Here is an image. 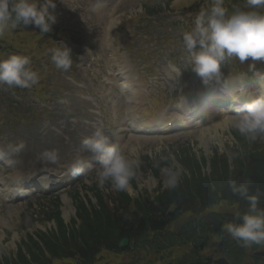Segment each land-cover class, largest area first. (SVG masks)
<instances>
[{
	"label": "clouds",
	"instance_id": "clouds-1",
	"mask_svg": "<svg viewBox=\"0 0 264 264\" xmlns=\"http://www.w3.org/2000/svg\"><path fill=\"white\" fill-rule=\"evenodd\" d=\"M223 5L224 0H214L211 9L200 12L194 20V27L182 35L184 50L190 57V68L205 86L224 79L222 66L227 61L235 59L240 64L250 61L249 71L255 70L256 61H264V12L256 10L264 8V0H247L251 10H236L231 14ZM55 8V0H0V34L20 25H32L41 33H49L57 23ZM72 54L66 45L57 47L51 50V61L56 68L68 71L72 66ZM30 63V57L21 54L0 59V85L21 89L36 85L39 75ZM245 79L246 73L233 77L237 84H242ZM231 116L232 126L246 139L254 141L259 135H264V94L244 98ZM80 148L91 153L97 161L95 174L99 187L110 183L115 191H131L130 180L135 176L139 160L129 159L122 147L112 142L102 128L83 137ZM24 149L23 142L8 144L0 148V158H5L12 165L16 163L12 157L19 156ZM41 159L57 164L59 152L45 150ZM88 167L89 161L78 154L66 174L80 176ZM161 172L166 177L165 187L174 189L178 186L179 165L162 168ZM250 184V180L239 184L229 181L232 193L245 199L249 207L243 214L237 213L234 221L222 226L223 231L238 243L242 242L244 247L264 244V209L258 207L260 194L250 192Z\"/></svg>",
	"mask_w": 264,
	"mask_h": 264
},
{
	"label": "trees",
	"instance_id": "trees-1",
	"mask_svg": "<svg viewBox=\"0 0 264 264\" xmlns=\"http://www.w3.org/2000/svg\"><path fill=\"white\" fill-rule=\"evenodd\" d=\"M232 135L237 143V150L229 154L232 157L234 170L232 172L229 170L227 155L213 154L210 158V173H202L200 168L201 165L204 164V159L201 158L199 160L188 150L183 151L178 155V160L183 168L179 184L174 189L169 188L167 190H161V194L158 197L159 205L157 206L159 210L163 211L166 207L168 208L169 205L173 204L177 208L175 214H171L170 216H176L179 210L182 211L195 205L207 206L219 199H224L229 204L234 202L238 203L237 211L241 209L242 212H245L249 207L248 202L232 193L229 186L230 180H234L238 184L250 180L251 184L249 185V190L250 192L260 194L258 207L264 209V145H257L253 140L246 139L241 136L236 129L232 131ZM117 194L118 198H121L120 203H125L124 207L126 209L131 201L130 197L124 191H119ZM91 209L92 212L88 213L86 210L83 214L79 215V218L84 224L89 221L91 222L92 219H97L99 215L106 212L104 207H101L99 210L94 207ZM153 213V215L156 214L155 212ZM217 215L219 224L231 217L228 214ZM147 219V222L151 220V222L154 223L156 221L153 220L157 218L151 214ZM103 220L102 222H100L101 220L99 221V225L108 224V221H105V219ZM56 221L58 224L57 228L59 227L56 233L54 230H49L41 234L29 236L28 241L22 244L23 249H18L16 251L13 259L14 262L19 261L26 264L29 260H33L41 264L46 259V254H56L63 246V244H58V242L65 241L64 233H66L58 217H56ZM156 225H159V221L156 222ZM137 227L138 226L135 228ZM92 234L98 235L97 232L94 231V228H87L82 234L85 242L84 244L76 241H73L71 244H65V249L69 246H73L76 248L77 252L81 253V264H86L92 259L100 245L98 241H102L100 239L101 237L98 236L88 241V238H90ZM184 260H186V258H183L182 261ZM7 262V258L0 259V264H5ZM181 264H185V262Z\"/></svg>",
	"mask_w": 264,
	"mask_h": 264
},
{
	"label": "rangeland",
	"instance_id": "rangeland-1",
	"mask_svg": "<svg viewBox=\"0 0 264 264\" xmlns=\"http://www.w3.org/2000/svg\"><path fill=\"white\" fill-rule=\"evenodd\" d=\"M159 1L160 0H123L122 3H124V6L119 7L121 8L120 9L121 11L116 14L114 19L119 20L121 18H126L127 15L140 12L141 7L143 6L142 4L157 5ZM166 1L167 0H164L163 2L165 3ZM194 2L196 1L195 0H171L169 7H171L172 9H176V8L180 9V7L188 6L189 4H193ZM151 22L155 24L156 31H158L156 32L155 36L160 39H161L162 31H164L166 35H170V36L172 35L176 36V35L183 34L182 29L180 27L176 29L171 27L172 31H169L168 20L159 19L158 23L160 26L157 24L155 19H152ZM147 28L153 31V29H150L149 27ZM145 29H141L138 37L134 39V42H136V44L148 38V37H144L143 35V31ZM35 54L41 60L44 58L43 56H41V54H37V52ZM48 62L49 61L47 60H43L39 62V67L41 68V72H40L41 82H45V80L49 76L50 71L47 72V76L45 75V71L49 70ZM78 83H81V85H85L89 87L90 90L96 95L97 100L99 102L104 103V105L106 103L107 94H109L108 91L111 92V94H109V97L114 99L117 104L121 105L120 110L116 114H113L112 116L109 115L106 107H103L105 110L103 124L104 126H107L109 129H111V131L114 134H116V129L118 128L115 126V124H117L118 126H124L126 122L129 121V118L131 121L132 119H135V118H147L150 116L162 117V118L167 119V118H172L175 116L172 113H173V107L176 105V102H177V105L180 106L181 108L185 107L184 100L179 99V101H174L166 105L165 107H163V109L161 110H149V108L146 106L144 102V99L137 98L135 100V102L138 103L137 107L134 109V105H131L129 108H126L128 112H124L123 110L129 104V97L128 95H126V93L124 97H122V91H126L127 87L122 86V88H119V86L115 82H113V84H107L106 82H88L87 80L83 82L82 78H81V82H78ZM173 83L178 85L179 82H162V87L172 86ZM38 95L41 96V98L49 104L48 107H45V110H44L45 112L43 114L46 117L52 118L53 115L57 114L53 103L56 97H58L59 95L54 96V94H52V91L50 90H39ZM186 101H189V100H186ZM40 104L41 106H44L42 103ZM212 118L215 119V116H212ZM218 119L220 120L228 119V121H226V123H223V124L221 123L222 125H219L218 127H209L202 131H199L200 128H193L187 132H183L179 134L177 132H172L171 134H168L166 137L157 136V137H151L150 139L140 137V136H134L133 134H129V133H124L122 136H120L121 138H124V146L122 149L124 152H126V154L130 156V158H135L140 161L141 157L146 154L150 155L151 157H154L156 153L158 152L157 149L160 150V146L158 145V143L159 144L170 143L173 146V148H175L176 147L175 141L178 138H181L184 140H188L189 141L188 143L192 144L194 152H197L198 154L208 157L211 154V152L215 149L221 152L234 145V141L231 139V135L229 133L231 129L234 128L231 124L232 117L224 116V117H219ZM64 126H65L64 122L58 121L56 125L50 126V127L55 129L56 132H58V137L61 138L63 136L64 137L66 136V134L63 133L62 131ZM125 137H127V139H125ZM135 144H136L135 149L133 151H129L131 148L135 146ZM27 160L30 162L27 163L26 167L21 168V172L25 170V174H30L31 171L32 172L38 171L35 161L32 158L27 159ZM173 165H174V162H172L170 166L172 167ZM160 178L162 179L161 180L162 186L165 187L166 177L161 173ZM139 179H140V182L137 183L138 190L146 189L150 191L156 186L157 179L154 178L150 173L139 177ZM61 203H62L61 214L64 217V219L67 220L69 217L72 216L73 208L63 198H61ZM6 223L8 226H11V224L9 223V218L6 219ZM48 225L49 223L45 222V223L39 224L37 227L34 224L30 228H33V229L42 228L43 229L44 227H47ZM13 230L14 229L9 230L8 232L5 231V234L7 235V233H9L8 236H11V233ZM17 240H18V235L15 237L11 236V238H8V239H3L0 234V255H2L3 253L9 254L12 250H14L15 243L17 242Z\"/></svg>",
	"mask_w": 264,
	"mask_h": 264
}]
</instances>
